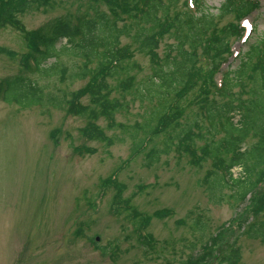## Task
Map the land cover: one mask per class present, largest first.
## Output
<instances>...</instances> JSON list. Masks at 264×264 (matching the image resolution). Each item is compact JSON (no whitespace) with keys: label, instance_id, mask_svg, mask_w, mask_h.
<instances>
[{"label":"rangeland","instance_id":"1","mask_svg":"<svg viewBox=\"0 0 264 264\" xmlns=\"http://www.w3.org/2000/svg\"><path fill=\"white\" fill-rule=\"evenodd\" d=\"M203 1L216 13L224 0ZM89 2L51 0L45 7L21 13L22 29L1 27L0 82L19 73L20 58L26 51L23 31L61 14L75 19L90 12ZM257 2L259 6L240 20L244 36L231 40L228 61L233 63L232 68L249 44L264 34V0ZM184 4L179 0L178 8L183 9ZM98 5L106 10L103 2ZM189 7L192 10L190 3ZM235 21L236 15L227 12L219 24ZM120 41L136 46L129 36H122ZM172 43L170 36L162 38L157 49L161 60L170 53L168 46ZM59 44H65V40ZM133 60L135 81L145 79L152 72L150 57L136 50ZM51 62L53 59L46 64ZM61 62L68 66L70 60L64 56ZM199 64L203 69L210 65L205 56H200ZM31 77L45 86L47 93L59 92L60 96L82 89L87 81L85 78L70 84L69 80ZM215 81H220V72ZM122 94L120 90L112 92V96L129 102L127 110L116 113L115 120L128 127L143 123L153 104L137 99L131 102L132 95ZM182 106V126L199 119L196 105L189 102ZM86 120L72 114L68 106L21 108L0 99V264H198L202 256L204 264H227L222 255L231 242L240 251L236 264H264V244L244 234L256 206L264 200V182L240 203L232 199L212 203L202 183V177L213 167L211 161L194 166L190 156L172 146L151 166L146 165L144 152L128 161L116 174V185L121 188L117 194L115 184L102 181L128 159L134 144L131 131L117 125L108 127L106 120L99 119L98 124L113 140L106 145L81 134ZM165 137H157L156 146H162ZM256 139L248 136L242 148ZM195 144L199 147L203 142L197 139ZM240 173L239 168L233 169L235 176ZM224 192L231 193L229 188ZM118 197L121 207L128 202L131 209L149 216L142 232L132 223L130 212L116 214L112 210L110 204ZM162 209L169 213H160ZM195 220L206 226L203 235L194 226ZM145 234H150L153 241L144 242Z\"/></svg>","mask_w":264,"mask_h":264},{"label":"trees","instance_id":"2","mask_svg":"<svg viewBox=\"0 0 264 264\" xmlns=\"http://www.w3.org/2000/svg\"><path fill=\"white\" fill-rule=\"evenodd\" d=\"M50 1L0 0V28L10 25L22 29L19 15L45 7ZM90 1V12L75 19L61 14L35 29L23 31L26 51L20 58L19 73L0 82V99L21 108L68 106L72 114L87 119L81 134L106 145L113 140L98 124L99 119L106 120L108 127L130 129L134 144L128 159L102 184L116 185L118 171L139 153L144 152L146 165L151 166L174 146L190 156L194 166L211 161L213 167L202 177L210 202L218 204L232 199L233 203H240L264 182V34L237 57L235 67L228 59L232 54L231 40L243 35L240 19L259 6L257 0H224L216 13L203 0H184L183 9L178 8L179 0ZM100 2L106 10L99 8ZM227 12H233L236 21L220 26L219 20ZM165 35L173 43L168 46L170 53L161 60L157 49ZM122 36H129L135 48L130 43L121 44ZM62 40L65 44L57 46ZM136 50L147 54L153 64L152 72L140 81H135L132 74ZM64 56L70 60L68 66L61 62ZM200 56L206 57L209 67H201ZM49 59L53 62L46 64ZM224 63L225 69L221 70ZM31 75L44 80H69L70 84L85 78L87 81L82 89L63 97L59 92L47 93L45 86ZM120 75L123 77L119 78ZM109 80H114L115 85ZM115 90L132 95L131 102L137 99L154 105L143 123L128 127L115 120L116 113L129 106L128 101L112 96ZM189 102L197 106L200 116L182 126V104ZM163 135L164 144L156 146L154 141ZM248 136L257 137L256 142L242 148ZM197 139L203 142L199 147L195 144ZM234 167L241 169L240 176L233 177ZM227 188L230 194L224 192ZM120 192L117 187V194ZM119 200L113 198L112 210L116 214L130 212L132 223L142 232L149 216L131 209L128 202L121 207ZM263 208L261 200L244 234L264 244ZM159 212L169 213L168 209ZM194 226L200 235L204 234L203 222L195 220ZM144 237V242L153 241L150 234ZM222 258L227 264L238 263L240 251L235 242L230 243ZM204 259L202 256L198 264H204Z\"/></svg>","mask_w":264,"mask_h":264}]
</instances>
